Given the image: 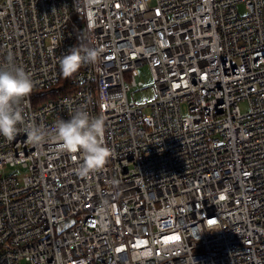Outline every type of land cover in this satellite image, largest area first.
Listing matches in <instances>:
<instances>
[{"label": "built area", "instance_id": "2783aa9c", "mask_svg": "<svg viewBox=\"0 0 264 264\" xmlns=\"http://www.w3.org/2000/svg\"><path fill=\"white\" fill-rule=\"evenodd\" d=\"M74 48L96 62L42 101ZM9 58L35 86L0 136V172L24 169L0 174V264H264V0H0ZM145 63L157 97L132 101ZM77 108L110 150L87 176L82 153L23 131Z\"/></svg>", "mask_w": 264, "mask_h": 264}, {"label": "clouds", "instance_id": "9594fccd", "mask_svg": "<svg viewBox=\"0 0 264 264\" xmlns=\"http://www.w3.org/2000/svg\"><path fill=\"white\" fill-rule=\"evenodd\" d=\"M97 58V50L88 49L81 54L74 48L60 59V66L66 75H70L82 63H95ZM34 86L30 75L15 65L11 58L7 65L0 66V136L10 141L21 131L18 125L24 121L18 105ZM105 127L103 116L93 117L86 110L77 108L70 119L57 121L51 133L34 123L26 125L23 131L34 146L51 139L60 142L65 152L82 153L83 162L77 172L87 176L102 167L110 155L104 144Z\"/></svg>", "mask_w": 264, "mask_h": 264}, {"label": "rangeland", "instance_id": "374dc122", "mask_svg": "<svg viewBox=\"0 0 264 264\" xmlns=\"http://www.w3.org/2000/svg\"><path fill=\"white\" fill-rule=\"evenodd\" d=\"M239 10L242 14L247 12V8L245 3L239 4ZM140 73L137 76L138 80L143 82V86H135L133 89L128 93V97L132 101L142 102V101H152L157 97V85L154 80V76L151 70V67L148 63L143 64L140 66L139 69ZM241 109L243 112L248 110V105L246 103L241 104ZM148 111V110H146ZM18 174L22 176L24 174V169L20 166L17 167H7L4 171H1L0 174Z\"/></svg>", "mask_w": 264, "mask_h": 264}, {"label": "trees", "instance_id": "16d2710c", "mask_svg": "<svg viewBox=\"0 0 264 264\" xmlns=\"http://www.w3.org/2000/svg\"><path fill=\"white\" fill-rule=\"evenodd\" d=\"M73 90H74V84L72 81V76L65 74L61 82L56 84L54 87L50 89L37 90L34 95L38 96V98H41L42 101H45L46 99L52 97H58L59 95H65L71 93ZM37 102L39 101L37 100Z\"/></svg>", "mask_w": 264, "mask_h": 264}, {"label": "snow or ice", "instance_id": "6c2138e0", "mask_svg": "<svg viewBox=\"0 0 264 264\" xmlns=\"http://www.w3.org/2000/svg\"><path fill=\"white\" fill-rule=\"evenodd\" d=\"M222 198H223V197H222ZM209 223H210V224H214L215 221H214V220H210ZM177 239H178V237H177Z\"/></svg>", "mask_w": 264, "mask_h": 264}]
</instances>
